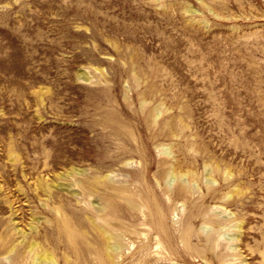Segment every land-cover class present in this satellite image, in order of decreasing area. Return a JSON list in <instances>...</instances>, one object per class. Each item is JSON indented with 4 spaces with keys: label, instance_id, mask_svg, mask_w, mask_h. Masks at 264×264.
<instances>
[{
    "label": "rangeland",
    "instance_id": "rangeland-1",
    "mask_svg": "<svg viewBox=\"0 0 264 264\" xmlns=\"http://www.w3.org/2000/svg\"><path fill=\"white\" fill-rule=\"evenodd\" d=\"M0 264H264V0H0Z\"/></svg>",
    "mask_w": 264,
    "mask_h": 264
},
{
    "label": "bare ground",
    "instance_id": "bare-ground-1",
    "mask_svg": "<svg viewBox=\"0 0 264 264\" xmlns=\"http://www.w3.org/2000/svg\"><path fill=\"white\" fill-rule=\"evenodd\" d=\"M64 227H65V229H68L67 224H65ZM156 244H161V243H160V239H158V241H157ZM161 248H163V246H161ZM158 252H160V251H158ZM102 258L105 259V260H106V259H110V255H108V254L106 253L105 255L102 256Z\"/></svg>",
    "mask_w": 264,
    "mask_h": 264
}]
</instances>
